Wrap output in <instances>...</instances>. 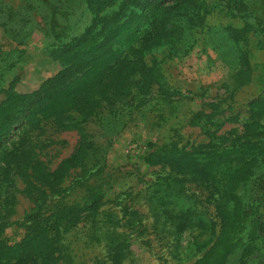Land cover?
Instances as JSON below:
<instances>
[{"label":"trees","instance_id":"16d2710c","mask_svg":"<svg viewBox=\"0 0 264 264\" xmlns=\"http://www.w3.org/2000/svg\"><path fill=\"white\" fill-rule=\"evenodd\" d=\"M206 1L86 0L90 24L78 31L72 24L59 28L55 16L58 13L53 9L43 15L47 24L44 47L50 57L61 61V72L34 92L17 94L9 89L7 104L0 106V142L8 135V126L24 112L25 132L28 125L39 126L42 131L47 127L75 130L79 142L71 156L53 171L50 161L40 158L30 166L26 183L33 189L34 206L26 217L24 236L13 244L2 233L5 225L12 223L8 217L14 208L11 201L10 212L6 210L7 191L15 176L0 164V200L6 210L0 216V264H76V248L83 244L104 248L114 264L123 262L132 235L114 212L101 210L111 187L108 176L103 175L106 153L112 135L119 133L128 119L136 116L140 121L144 117L141 106L154 90L161 100H173L164 82L163 64L184 57L198 42V33L206 26V13L197 3L209 5ZM231 1L224 11L242 19L243 24L224 26L225 36L247 42L249 32L264 35V26H250V6L244 0ZM134 17L139 19L136 26L130 24L121 33L113 34L119 25ZM31 20L30 14L21 20L19 35L27 34ZM262 42L259 40V44ZM244 70L249 71L245 76L252 79L253 69L241 68V72ZM246 113L244 128L240 132L236 128L234 133L238 135L232 138L216 134L222 126L221 120H215L217 114L198 110L191 121L206 130L210 137L207 143L191 150L172 143L144 156L150 165L169 168L205 185L215 195L214 218L201 212L204 209L198 206V200L195 207H177L173 198L177 188L150 202L155 214L151 223L154 233L170 240L174 257L182 261L190 259L191 254L187 253L190 242L183 249L181 235L192 229L199 231L191 238L195 246L193 264H264V93L248 102ZM53 133L46 137V147L60 142ZM69 164L81 171L74 184L63 186L58 173ZM93 176L97 182L89 184ZM75 185L84 188L82 200L52 204V194L66 192ZM84 213L86 218L93 216L94 225L84 238L77 237L75 244L67 234L79 228ZM102 213L104 218L99 216ZM140 220L134 219L131 227L144 232L147 226Z\"/></svg>","mask_w":264,"mask_h":264},{"label":"rangeland","instance_id":"374dc122","mask_svg":"<svg viewBox=\"0 0 264 264\" xmlns=\"http://www.w3.org/2000/svg\"><path fill=\"white\" fill-rule=\"evenodd\" d=\"M244 1L253 14V17L248 18L250 26L263 27L264 0ZM206 2L209 5L197 3L200 10L206 13V26L201 30L202 35L201 32L198 33V42L184 57L163 64L164 82L172 92L170 96L173 100H161V96L154 90L148 102L141 106L144 117L140 121H136V116L128 119L126 126L112 135L113 140L106 153L107 167L104 168L103 175L108 176L111 187L106 192L105 205L101 210L114 212L132 235L131 247L125 251L124 260L119 264H193L195 258L192 251L195 246L191 243V238L199 231L187 229L181 235L183 249L190 242L187 253L191 254V258L182 261L174 257V247L170 240L158 237L151 227L155 214L151 212L150 202L154 201L155 196L177 188V195H172L177 207H195L199 203L198 206L204 209L201 212L214 218L215 195L205 185L173 173L169 168L150 165L144 156L156 148L172 143L185 150L207 143L210 137L206 130L191 121L192 115L198 110H212L217 114L215 120L222 122V126L216 131L218 136L238 135L234 132L236 128L237 132L244 128L242 122L247 116L246 105L264 93V35L249 32L247 42L225 36L224 26L233 24L238 27L243 24L242 19L224 11L227 3L233 1ZM50 9L58 13L55 16L59 28L72 24L71 27L78 28V31L90 24L86 0H0V106L7 104L10 88L17 94L34 92L45 80L61 72V61L50 57L44 47L47 24L43 15L50 14ZM83 12L85 16L82 17ZM29 14L32 19L27 25L29 31L19 35L21 20L26 16L28 18ZM257 18H260L261 25ZM127 20L113 34L121 33L125 26L132 24L134 27L139 23L138 17ZM259 40L263 42L259 44ZM241 68H252V79L245 76L249 71L241 72ZM182 94L185 97H181ZM25 122L24 112L8 126L9 133L0 142V159L4 160V163L0 160V164L4 171L8 170L15 176L14 183H9L10 192L7 191L9 205L6 210L10 212L11 201L14 208L8 217L12 223L5 225L2 233L10 244L24 236L25 220L34 206L33 189L26 183L29 179L27 174L31 172L30 166L40 158L50 161L48 165L53 171L71 156L79 142V134L75 130L55 131L47 127L42 131L39 126L28 125L25 132ZM52 132L60 142L46 147V137ZM38 152L40 153L37 154ZM80 171V168L71 165L63 168L58 173L61 175V184H74L77 172ZM96 182V176H93L89 184ZM83 195L84 188L75 185L66 192L52 194L49 199L52 204L63 200L72 202L82 200ZM197 200L200 202L196 203ZM6 210L0 200V216ZM85 214L79 228L67 234L75 244V239L86 236L88 229L94 225L93 216L86 218ZM99 216L104 218L105 215L102 213ZM134 219H141L147 229L144 232L134 231L131 227ZM83 245L76 248V264H114L104 248Z\"/></svg>","mask_w":264,"mask_h":264}]
</instances>
